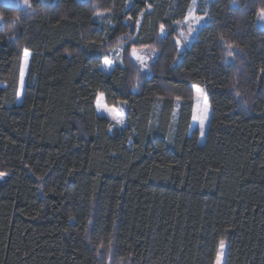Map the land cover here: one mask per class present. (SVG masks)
I'll return each mask as SVG.
<instances>
[{"label": "trees", "instance_id": "trees-1", "mask_svg": "<svg viewBox=\"0 0 264 264\" xmlns=\"http://www.w3.org/2000/svg\"><path fill=\"white\" fill-rule=\"evenodd\" d=\"M30 3L0 2V264H215L220 240L225 264H264V0H210L181 53L192 0ZM123 42L126 61L106 72ZM133 46L157 50L149 75ZM193 85L211 109L202 143ZM98 92L125 106L124 128L97 114Z\"/></svg>", "mask_w": 264, "mask_h": 264}, {"label": "snow or ice", "instance_id": "snow-or-ice-1", "mask_svg": "<svg viewBox=\"0 0 264 264\" xmlns=\"http://www.w3.org/2000/svg\"><path fill=\"white\" fill-rule=\"evenodd\" d=\"M14 2L18 5H24V6H27L29 9H31L30 0H14ZM129 2L131 3V0H129ZM231 3L233 5H237L238 0H231ZM134 6L135 5H133V7ZM95 7L98 8L99 5H96ZM151 8H152V4L148 3L146 5V9L151 10ZM196 8H197V0H192V7H190L188 9L187 14L184 16L183 20L176 21L177 24H182L184 27L187 28V34H185L184 31H181L179 33V36L175 39V43H176L178 48L183 46L182 41H183V43L186 44L188 42L189 37L192 35V33L198 31V29L196 27L197 25H199L201 28H204L207 26V23L202 25L201 22L202 21L207 22V21L212 20V17L208 12H204L203 15H197L196 14ZM130 10L131 9H129V11ZM96 14L98 16H101V17L104 16V13H101V12H97ZM143 15H144V13H143V11H141L139 13V16L142 18ZM127 19L132 20L133 17L131 15H128ZM257 19L261 24H264V7L259 8L257 10ZM134 27L137 31L139 30V27H140V19L139 18H137L135 20ZM159 33L161 36H166L168 34L165 24L159 25ZM129 39H131V37H129ZM221 39L223 40V38H221ZM225 43H227V42L225 41ZM227 48L229 49L228 56H233L235 52L239 51V49H234L233 45H231V44H227ZM131 55L136 61H138L140 63V65L143 69L147 68V63L145 60V54H142L133 46L131 49ZM29 56H30V53L27 50H25L24 51L25 69L27 68ZM114 63H115V61L113 59H110L107 56H105L103 59V63L101 65V67L102 68H111ZM24 76H25V71L21 70L20 78H19V90L17 92V98L18 99L20 98V96L23 95ZM139 86H140L139 80H137V83L134 85V87L138 88ZM192 87L195 89V92L197 94L198 99L200 97H203V104H202V106L199 103L197 104V108L193 111L192 120L198 122L199 136L201 139H204L205 135H206L208 123H209V105L207 103V95L204 92V90L202 88H200L199 86L193 85ZM237 95H239L238 92H237ZM95 99H96V107L99 111L107 112L113 121H115L117 124H121V125L123 124V118L120 116L118 110L115 107H109L106 103H104L105 97H104L103 92H98L96 94ZM176 100L179 101L180 97H176ZM122 103H127V101H124ZM4 175H5L4 173H0V180L3 179ZM225 246L226 245H225L224 240H220L218 242L215 264H222V257L224 255Z\"/></svg>", "mask_w": 264, "mask_h": 264}, {"label": "rangeland", "instance_id": "rangeland-1", "mask_svg": "<svg viewBox=\"0 0 264 264\" xmlns=\"http://www.w3.org/2000/svg\"><path fill=\"white\" fill-rule=\"evenodd\" d=\"M210 0H197V8H196V14L197 15H203L204 12H208L209 13V8H208V2ZM1 4L3 5H6V6H13V7H17V8H21V9H25V10H31L29 9L27 6H24V5H18L14 2V0H0ZM192 7V4L191 6ZM29 13V12H28ZM141 19V18H140ZM141 21V20H140ZM2 18L0 17V25H2ZM209 21H202L201 24L204 25L205 23H208ZM257 25L261 28H264V24H261L258 19H257ZM176 30H177V36L176 38L179 36V33L181 31H184L185 34H187V28L184 27L182 24H176ZM198 31L197 32H194L192 33V35L189 37L188 39V42L185 44L183 43L182 41V47L178 48V51L181 53L183 52L186 48H188L192 42L196 39V36L199 32V30L201 29V27L199 25L196 26ZM10 30L12 29V27L9 28ZM13 33V32H12ZM175 38V39H176ZM126 47L127 46V43H121L119 45H115L113 48H111V50H109L107 52V57L110 58V59H113L115 61V63L113 64V66L111 68H103L106 72H110L115 66L117 65H122L124 64V62L126 61V55L124 53H126ZM139 52H141L142 54H145V60H146V63H147V68L146 69H143L140 65V63L138 61H136L132 55H131V51H130V56L133 58V60L135 61V63L137 64V67L138 69L140 70V72L142 74H145L146 76L150 74L151 70H150V66H151V63L155 60L156 56H157V50L155 48H152V47H138L136 48ZM29 53H30V56H29V59H28V64H27V68L25 69V66H24V52H23V56L21 58V61H20V65H19V78H20V72L21 70H24L25 71V76H24V89H23V95H24V90H25V85H26V82H27V77H28V69H29V65H30V60H31V56H32V53L27 50ZM128 60V59H127ZM200 87V86H199ZM202 88V87H200ZM205 92V89L202 88ZM19 90V79H18V88H17V92ZM206 93V92H205ZM22 96H20V98L17 99L18 102H21V100L23 99ZM207 95V94H206ZM104 103L105 102V99H104ZM200 104L202 106L203 104V97H200L198 99L197 97V94L195 92V89H194V105H193V111L197 108V104ZM207 103L209 105V102H208V97H207ZM180 101H177L176 104H175V116H174V121L176 119V116H177V112H178V109L180 107ZM109 106V105H108ZM95 107H96V104H95ZM109 107H115V106H109ZM120 116L123 118V124H117L115 121L112 120V118L108 115L107 112H101L97 109L96 107V111H97V114L100 115V116H105L107 119H109L112 123V127L115 128H124L126 126V115H125V106L123 104H120L118 105L117 107H115ZM210 117H211V109H210V106H209V122H210ZM209 125V123H208ZM192 127L194 128H198V122L196 121H193L192 120ZM208 128V127H207ZM207 131V130H206ZM200 143H202V139L200 138ZM225 249H224V255L222 257V264H225V257H226V249H227V243L225 242Z\"/></svg>", "mask_w": 264, "mask_h": 264}, {"label": "bare ground", "instance_id": "bare-ground-1", "mask_svg": "<svg viewBox=\"0 0 264 264\" xmlns=\"http://www.w3.org/2000/svg\"><path fill=\"white\" fill-rule=\"evenodd\" d=\"M23 56V55H22ZM191 128H194V127H192V122H191ZM198 129V128H197ZM202 142H204V139H202Z\"/></svg>", "mask_w": 264, "mask_h": 264}]
</instances>
